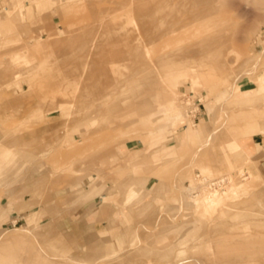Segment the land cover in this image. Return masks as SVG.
<instances>
[{
	"label": "rangeland",
	"instance_id": "374dc122",
	"mask_svg": "<svg viewBox=\"0 0 264 264\" xmlns=\"http://www.w3.org/2000/svg\"><path fill=\"white\" fill-rule=\"evenodd\" d=\"M263 126L264 0H0V264H264Z\"/></svg>",
	"mask_w": 264,
	"mask_h": 264
},
{
	"label": "crops",
	"instance_id": "0c3cea01",
	"mask_svg": "<svg viewBox=\"0 0 264 264\" xmlns=\"http://www.w3.org/2000/svg\"><path fill=\"white\" fill-rule=\"evenodd\" d=\"M256 135H261L264 137V126L261 128H256L255 133L251 136V142L243 144L246 151L252 156H256L258 154L260 155V153H263L264 151V141L259 142L257 139L253 138Z\"/></svg>",
	"mask_w": 264,
	"mask_h": 264
},
{
	"label": "bare ground",
	"instance_id": "6f19581e",
	"mask_svg": "<svg viewBox=\"0 0 264 264\" xmlns=\"http://www.w3.org/2000/svg\"><path fill=\"white\" fill-rule=\"evenodd\" d=\"M95 72H96V71H95ZM92 73H93V72H92ZM94 74H95V73H94ZM102 74H103V73H102ZM92 76H93V75H92ZM179 104H181V103L179 102ZM181 108H182L181 105H180V106H177V107H174V109H173V110H174V113H176V114L179 115V112L181 111ZM195 178H196V180H194L195 183H194V181H193V183L196 184V186H197V185H198V183H197L198 180H197V179L199 178V176H197V177H195ZM195 178H194V179H195ZM199 179H200V178H199ZM218 183H219V182H218ZM214 184H216V183H214ZM214 184H212L211 182H210V183L208 182V184L202 182V185H203V186H201L199 189H207V188H208V185L211 186V187H213V186H215ZM196 186H195V187H196ZM211 187H210V188H211ZM197 188H198V187H197ZM210 198H211V197H204V200H206V199H210Z\"/></svg>",
	"mask_w": 264,
	"mask_h": 264
}]
</instances>
